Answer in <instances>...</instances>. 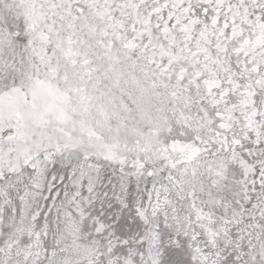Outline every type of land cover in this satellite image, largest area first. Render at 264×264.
<instances>
[{
    "label": "snow or ice",
    "instance_id": "snow-or-ice-1",
    "mask_svg": "<svg viewBox=\"0 0 264 264\" xmlns=\"http://www.w3.org/2000/svg\"><path fill=\"white\" fill-rule=\"evenodd\" d=\"M0 264H264V0H0Z\"/></svg>",
    "mask_w": 264,
    "mask_h": 264
}]
</instances>
